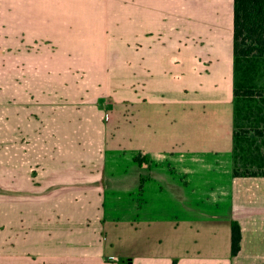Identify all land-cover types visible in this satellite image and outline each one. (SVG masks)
Masks as SVG:
<instances>
[{"label": "crops", "instance_id": "crops-1", "mask_svg": "<svg viewBox=\"0 0 264 264\" xmlns=\"http://www.w3.org/2000/svg\"><path fill=\"white\" fill-rule=\"evenodd\" d=\"M233 1L0 0V264L264 262V178L233 175ZM67 41L123 44L115 77Z\"/></svg>", "mask_w": 264, "mask_h": 264}, {"label": "trees", "instance_id": "trees-1", "mask_svg": "<svg viewBox=\"0 0 264 264\" xmlns=\"http://www.w3.org/2000/svg\"><path fill=\"white\" fill-rule=\"evenodd\" d=\"M233 72V175H257L260 172L241 170L240 164L264 166V0L233 1ZM250 132L254 135L248 136ZM256 134L263 136L261 144L256 143ZM240 241L241 226L233 219V255L240 250Z\"/></svg>", "mask_w": 264, "mask_h": 264}, {"label": "rangeland", "instance_id": "rangeland-1", "mask_svg": "<svg viewBox=\"0 0 264 264\" xmlns=\"http://www.w3.org/2000/svg\"><path fill=\"white\" fill-rule=\"evenodd\" d=\"M91 30V28H89ZM81 31H78V28H67V32L68 33H72L73 36H76V35H79L82 34V28L80 29ZM84 35L86 36H89L90 35V32L88 30V28H85L84 32H83ZM115 33V28H113V36H114ZM73 37L69 38V39H72ZM225 44V43H224ZM111 45V47L109 49V51H112L114 50V54H113V57H111V55H109V58L106 59V57H104L102 59V55L104 53V50L105 48H103V45L101 44H98V43H93V42H73V41H67L66 44H65V49H66V53L67 55L73 60V58L76 56V55H79V54H82V55H86L84 57V59L86 60H79V58L77 60H74L75 62L77 63H83V67L84 66H90L91 67V64L93 63V60L90 59L91 56L94 58V56L97 58V61H96V65L95 66H98L100 63H104L106 64V62L109 64V66H106V68L109 69V75H110V78H114L115 77V70H116V67L118 64H120L121 62V56H122V45L121 43H114V44H109ZM131 46H134V45H138V44H130ZM124 46H127V44H124ZM118 50V51H116ZM131 51H133L131 48H130ZM98 53H102V55L98 56ZM91 54V56H90ZM119 55V57H117ZM125 56H126V53H125ZM131 65L134 64V60H129ZM108 74V73H107ZM125 75L127 77H129L128 73H125ZM130 76H132L130 74ZM114 80H110V82H113ZM196 111V110H195ZM133 110H131L130 112H127V116L130 118V119H133L134 117V114H133ZM126 116V117H127ZM104 120L105 121H111L112 122V115L110 113H107L105 112L104 113ZM198 117H195L194 116V119L193 120V131L196 132L198 131V126L201 127L202 125V122L200 120H196ZM249 124V123H248ZM112 125V124H111ZM179 128V123H177L174 127V131L178 130ZM245 129H247V127H245ZM193 131H190L193 133ZM248 136H251V135H254L252 134L251 132L249 134H247ZM262 135H259V134H256L255 135V138H256V143L257 144H261V140H262ZM117 138H115L116 140ZM261 150H264V147L261 148ZM240 162L242 163V160L240 159ZM244 163H242V165L240 164V168L241 170H243V168H248L250 171L252 172H260L259 174L257 175H241V177H246V178H254L256 177L255 179H259V178H264V175L261 174V171H264V166L263 167H258L257 165H252L250 163H247L246 165H244ZM253 179V180H255Z\"/></svg>", "mask_w": 264, "mask_h": 264}]
</instances>
